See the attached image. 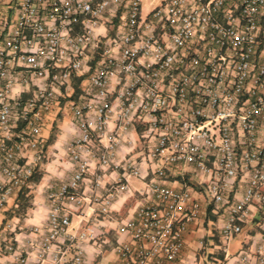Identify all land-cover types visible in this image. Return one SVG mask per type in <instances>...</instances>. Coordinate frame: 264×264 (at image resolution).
Returning <instances> with one entry per match:
<instances>
[{
  "label": "built area",
  "instance_id": "2783aa9c",
  "mask_svg": "<svg viewBox=\"0 0 264 264\" xmlns=\"http://www.w3.org/2000/svg\"><path fill=\"white\" fill-rule=\"evenodd\" d=\"M63 111L74 130L63 145L70 173L47 191L43 223L27 228L33 237L17 245L5 204L29 183L41 130ZM133 193L138 203L115 227L126 240L109 264L178 259L199 196L224 211V241L253 202L264 210V0H160L146 10L140 0H0L8 264H82L98 228L83 207L105 215ZM251 244L230 264H264V226Z\"/></svg>",
  "mask_w": 264,
  "mask_h": 264
},
{
  "label": "crops",
  "instance_id": "0c3cea01",
  "mask_svg": "<svg viewBox=\"0 0 264 264\" xmlns=\"http://www.w3.org/2000/svg\"><path fill=\"white\" fill-rule=\"evenodd\" d=\"M74 135L70 122V115L65 111L57 115L54 120H49L41 130L43 146L36 170L40 172V178L29 185L30 193L29 206L22 214H17L12 209L16 195L11 196L5 204L3 217L14 222L15 230L13 239L19 245L25 238L33 237L27 234L30 226L41 225L47 211L46 193L50 188L69 175L71 165L64 154L63 145ZM133 178V177H132ZM135 179V178H134ZM130 186L131 189L140 186V182ZM108 181V178H107ZM86 183L80 188L86 190ZM202 210L196 220L188 224L184 235L182 252L178 259L171 264H230L240 250L251 251L252 240H255L263 231L264 210L258 202H253L247 210L245 219L240 224L238 233L232 234L227 240H222L219 231L225 219V213L221 209H212L210 205L199 196ZM138 196L133 194H122L113 200L107 214L101 215L91 212L90 208L83 207L84 220H96L98 228L96 238L92 242L84 244V261L82 264H109L116 259L114 245L119 240H126V236L117 234L116 225L124 217L129 216L136 204ZM73 216L76 217L72 224ZM80 216L78 211L71 213L69 231L78 225ZM87 222H82L83 227ZM204 239V240H203ZM202 247V249H201ZM72 254L68 249L67 256ZM11 255L0 250V264H8ZM38 264H47L41 261Z\"/></svg>",
  "mask_w": 264,
  "mask_h": 264
},
{
  "label": "trees",
  "instance_id": "16d2710c",
  "mask_svg": "<svg viewBox=\"0 0 264 264\" xmlns=\"http://www.w3.org/2000/svg\"><path fill=\"white\" fill-rule=\"evenodd\" d=\"M75 83L73 84V91L74 93L77 90V82L78 78L74 80ZM40 178V172L38 170H34V172L32 173L31 177H30V181L27 184V186H25L22 190H20L17 195L16 198L12 204V209L14 210L15 213H19L22 214L24 212V210L29 206V199H30V193L28 192L29 190V185L32 182H36L38 181V179ZM204 240V239H203ZM202 249V247H201ZM213 264H218V263H213Z\"/></svg>",
  "mask_w": 264,
  "mask_h": 264
},
{
  "label": "rangeland",
  "instance_id": "374dc122",
  "mask_svg": "<svg viewBox=\"0 0 264 264\" xmlns=\"http://www.w3.org/2000/svg\"><path fill=\"white\" fill-rule=\"evenodd\" d=\"M159 2L160 0H140V5H141L142 10H146V9H149L157 5ZM128 181H129L130 186H134L137 183V181L132 177H129ZM75 220H76V217L73 216L72 224H74Z\"/></svg>",
  "mask_w": 264,
  "mask_h": 264
}]
</instances>
